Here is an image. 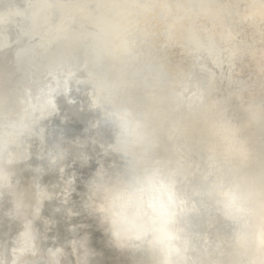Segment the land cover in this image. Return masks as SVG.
Returning a JSON list of instances; mask_svg holds the SVG:
<instances>
[{
  "label": "clouds",
  "instance_id": "obj_1",
  "mask_svg": "<svg viewBox=\"0 0 264 264\" xmlns=\"http://www.w3.org/2000/svg\"><path fill=\"white\" fill-rule=\"evenodd\" d=\"M113 7L25 0L0 16V264H99L97 221L134 264H264V137L248 134L264 101L243 120L228 97L210 108L182 80L187 43L80 15Z\"/></svg>",
  "mask_w": 264,
  "mask_h": 264
},
{
  "label": "rangeland",
  "instance_id": "obj_2",
  "mask_svg": "<svg viewBox=\"0 0 264 264\" xmlns=\"http://www.w3.org/2000/svg\"><path fill=\"white\" fill-rule=\"evenodd\" d=\"M126 1L123 8L132 13L120 20L135 37L155 45L188 44L182 80L207 89L210 108L218 98L228 97L233 102L232 115L243 120L241 112L248 105L264 101V0ZM24 6L25 0H0V16L9 7L15 15ZM209 37L216 43L211 54L204 47ZM170 56L174 63L182 60L178 50ZM257 129L250 127L248 134L259 145L264 129ZM87 234L89 247L99 254V264H116L97 243V234Z\"/></svg>",
  "mask_w": 264,
  "mask_h": 264
},
{
  "label": "water",
  "instance_id": "obj_3",
  "mask_svg": "<svg viewBox=\"0 0 264 264\" xmlns=\"http://www.w3.org/2000/svg\"><path fill=\"white\" fill-rule=\"evenodd\" d=\"M254 127L261 128L259 125H253ZM258 130V129H257ZM94 168V165H93ZM89 233L97 234V243L106 251L112 261L116 264H134V261L130 254H126L121 252L120 250L115 249L110 242L109 237L106 233H104L103 228L99 225L98 221L93 223H88V230Z\"/></svg>",
  "mask_w": 264,
  "mask_h": 264
},
{
  "label": "bare ground",
  "instance_id": "obj_4",
  "mask_svg": "<svg viewBox=\"0 0 264 264\" xmlns=\"http://www.w3.org/2000/svg\"><path fill=\"white\" fill-rule=\"evenodd\" d=\"M124 1L126 0H96L95 3H101V4H110V5H115L116 7H113L111 8L109 11L108 10H100L99 12H95L93 13V16L92 17H88V14H85L83 15L82 17L85 18V21L84 22H88L89 20L91 19H94L95 17L103 14V13H107L111 16H114V17H117L118 19H121V17L127 15V14H130L132 13V9L129 10V9H126V8H123V4H124ZM200 1V0H199ZM127 2V1H126ZM203 2V1H202ZM256 2V1H255ZM149 3V2H148ZM157 3V2H156ZM182 3V2H181ZM135 4V3H134ZM140 4V3H138ZM17 5V4H16ZM184 6V5H183ZM150 7V6H149ZM193 8V7H192ZM201 10V9H200ZM143 11V10H142ZM189 11V10H188ZM134 12V11H133ZM139 12V11H138ZM143 13V12H142ZM142 13H140L141 15H143ZM196 14V13H195ZM194 14V15H195ZM136 15V14H135ZM190 15V14H189ZM202 15V14H201ZM142 17V16H140ZM135 18V17H134ZM136 18H139V17H136ZM135 18V20H136ZM132 19V18H131ZM129 19V20H131ZM140 19V18H139ZM188 19V18H187ZM196 19V18H195ZM248 19V18H247ZM133 20V19H132ZM198 21V20H197ZM127 22V21H126ZM134 23V22H133ZM253 24V23H252ZM134 26V24H132ZM126 26H127V23H126ZM259 26V25H258ZM187 27V26H186ZM251 27V26H250ZM128 28V27H127ZM138 29V28H137ZM190 29V28H189ZM186 30V29H185ZM133 31V30H131ZM130 31V32H131ZM135 31V30H134ZM189 34V33H188ZM247 46V45H246ZM235 52V51H234ZM250 91V90H249ZM223 93V92H222ZM235 95V94H234ZM247 105V104H246ZM253 131V130H252Z\"/></svg>",
  "mask_w": 264,
  "mask_h": 264
}]
</instances>
